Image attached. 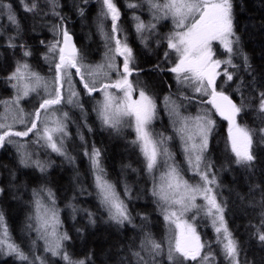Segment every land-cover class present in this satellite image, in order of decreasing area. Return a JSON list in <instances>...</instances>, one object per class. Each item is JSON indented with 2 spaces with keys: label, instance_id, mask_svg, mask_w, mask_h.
<instances>
[{
  "label": "trees",
  "instance_id": "16d2710c",
  "mask_svg": "<svg viewBox=\"0 0 264 264\" xmlns=\"http://www.w3.org/2000/svg\"><path fill=\"white\" fill-rule=\"evenodd\" d=\"M0 2L5 6L14 7L12 12L19 22V29H17L16 25L8 20V9L0 10V100H7L15 93L12 87L15 81L10 82L8 77L15 71L18 63L26 61L20 52V45L26 46L31 51V56L40 60V65L33 66L34 70L46 77L48 81L53 78L54 67L45 61V55L48 52L47 45L57 39V37L53 39L50 35V26L60 23V17L64 18L66 27L74 37L78 56H82L86 64L91 65V62L98 61L102 58V53L104 54L107 50L104 40L99 35L101 0H87V3L84 0H57L58 6L55 9L51 0H39V2L38 0H0ZM32 2L45 7L43 10H40V7L36 9H39L47 19L38 18L37 24L30 26L26 24L28 19H22L21 14L24 12L26 18V13H32L25 10V5H30ZM114 2L121 13L118 21L119 38L126 39L133 50L134 71L129 79L131 78V83L133 82L134 93L138 94L140 90H144L150 95L157 104L158 115L155 120L163 122L169 127L167 129L169 133L176 135L172 130L174 128L169 126L164 98L171 96L183 105L189 101L183 99L184 96L192 97L193 102L201 103V101L197 99L198 95H192L185 91L183 86L178 85L175 74L167 71L178 59L177 54L167 47L166 37L174 30L172 20L171 18L160 19L156 22L155 30L147 36L144 32V39H142L141 34L136 31L134 17L139 16L147 23L149 21L145 12L139 7H128L129 3H136L134 0H114ZM232 4L234 30L239 36L238 44L234 45L237 51L231 57L235 67L221 64V75L216 80V84L218 91H223L235 101L238 107L242 108L236 118L237 123L253 131L251 151L256 159L251 167L235 162L228 140V121L215 113L213 115L215 126L210 133L206 159L211 163L212 172L217 176L214 192L216 191L220 196L219 203L224 207L225 221L236 240L239 263L264 264V242L259 239V234L264 232V137L259 132V129L264 128V112H261L259 108L260 93L264 92V0H232ZM81 8L84 9V13L94 9V13L98 16L95 24L90 22V25L85 27L78 23ZM56 13H59V16ZM149 14L153 15L151 12ZM104 21L110 32L111 19L107 18ZM33 29L37 31V34L33 32L34 34L30 37ZM158 30L161 37L156 39ZM10 37H14L13 43L17 47L8 46ZM147 37L151 38L150 42H146ZM88 47L91 49L97 47V54L87 55ZM212 48L214 58L222 61L227 59L228 54L219 42H213ZM6 51H12V54L8 57L5 54ZM165 52L169 53L167 58H165ZM245 56L247 64L244 61ZM225 67L233 75L231 81L223 75ZM134 73L137 75H133ZM74 81L76 82V76ZM76 86L80 91L82 107L72 108L65 104L63 108L68 114H75L80 123H84L82 121L86 119L87 125L85 129L83 128L84 135L80 149L66 150L71 159L32 143L35 137L31 134L29 137H12V139L33 146L40 152L44 162L48 165L52 164L44 173L35 166L24 167L19 163L20 154L16 144L6 143L3 148H0V161L3 163L0 172L4 176L0 182V187L4 191L0 193V196L4 199L16 198L19 201L18 204L9 207V219H5L12 239L27 253V247L23 243L19 229L33 223V220L29 219L34 215L32 190L46 186L55 193L56 207L61 221L60 231L67 232L71 238L63 242L64 250L73 260H85L86 264H136V258L132 253L140 251V241L144 234L151 233L156 241L163 243L164 247V253L161 255L163 261L155 257V264H169L167 248L173 229L164 220L163 213L150 194L152 180L144 170L143 157L138 147L132 144L135 135L126 138V144H124L118 136V131L103 126L97 117L94 106L100 94L94 93V97L84 96L81 86L79 84ZM43 91L45 94L44 89ZM22 105L26 109L32 108V103L26 98L22 101ZM38 106L39 104L30 112ZM2 107L0 105V112ZM82 112H84L83 116ZM23 127L16 124L14 130H22ZM115 131H117L115 134H110ZM174 134L170 137L173 140L176 139L178 144L181 140ZM93 146L101 150L100 159L106 177L115 184L117 191L127 203L134 218L133 223L126 222L123 226L115 224L108 219L107 211L101 206L94 186L91 162L84 154L85 149L91 151ZM169 150L174 154L172 149ZM175 157L174 161L184 170L185 177L191 176L192 173L187 170L186 163L179 162L178 157L176 155ZM13 179L15 180L13 186L9 188L8 185ZM125 186L130 190L127 196L124 195ZM26 202L29 203L30 209L32 206L28 213H25ZM197 203L202 205L198 200ZM0 204H4L3 200H0ZM13 209H21V214L11 213ZM89 212L94 214L95 225L89 223ZM196 213L193 212L189 217H193ZM198 213L204 215L203 212ZM144 216L147 220L142 219ZM204 218L206 220L197 222V227L213 245L216 242V235L210 220L208 221L206 216ZM32 237L38 239L36 233H32ZM42 241L45 243L44 240ZM220 246L222 248L221 244ZM141 255L148 264H153V258H150L148 252L142 251ZM46 257L50 259V264H65L60 256H52L50 252H46ZM222 259L229 263L223 251ZM194 263L196 262H186V264ZM0 264H22V262L14 256L0 253Z\"/></svg>",
  "mask_w": 264,
  "mask_h": 264
},
{
  "label": "snow or ice",
  "instance_id": "6c2138e0",
  "mask_svg": "<svg viewBox=\"0 0 264 264\" xmlns=\"http://www.w3.org/2000/svg\"><path fill=\"white\" fill-rule=\"evenodd\" d=\"M87 3V0H84ZM53 9L57 7V0H51ZM153 14V20L171 18L174 30L167 37V47L173 50L178 59L174 65L167 69L175 74L178 85L191 88L201 96H207V104L211 105L221 117L228 121V140L235 162L239 165L251 167L256 159L251 149L253 144V131L237 123V116L242 108L223 91L217 90L216 80L221 75V64L235 67L232 63V54L237 51L234 45L238 44L239 36L234 30L232 0H145ZM99 14V31L104 36L106 53L104 62L90 66L78 56L77 49L72 43V36L65 25L64 18L53 26L62 39H54L47 45L46 61H51L54 67V76L51 81L41 77L31 70L28 63H18L8 80L15 81L12 87L16 90L14 96L7 100H0L3 111L0 112V148L5 144H16L20 154L19 163L24 167L35 166L41 173L47 171V162L33 159L32 152L27 150L26 143L14 141L12 137L25 138L30 134L35 137L32 143L46 150L50 149L58 155L68 156L64 138L67 136L68 113L62 111L65 104L81 106L76 85H82V91L89 96L102 93V100L97 101L95 111L100 123L110 129L119 131L124 127L132 128L135 139L132 144L137 146L143 157L144 170L151 177L152 187L150 194L164 215V220L175 224L176 232L168 240L167 260L169 264H186L194 261H210L211 254H202L206 245L201 241L196 226L185 219L187 213L196 209L203 212L211 219L212 226L217 234V243L222 245V251L229 264H239L238 248L224 218V207L217 201L212 185H216V176L212 172V165L207 161L205 152L208 148V136L215 121L210 110L205 109L195 116H187L181 112L182 102L164 98V104L172 121L174 131L182 142V149L188 165V171L199 181L192 183L185 178L184 170L179 168L174 161L173 154L167 144L172 139L163 133H154L151 129L153 121L157 118L156 101L144 90L138 93V99H133V85L129 80L134 68L132 67L134 55L126 39L121 40L118 21L120 10L114 0H101ZM140 3H129V8L141 7ZM38 5L33 2L25 5L26 11H34ZM8 9V20L19 24L11 5L0 2V10ZM59 16V13H56ZM84 15V9H80ZM111 19V31L106 32L103 20ZM136 31L144 39V32L154 31L156 24L145 23L139 16H135ZM14 37L9 38V47H17L13 43ZM216 41L223 46L228 54L227 59L214 58L212 43ZM114 42V43H113ZM44 43V41H41ZM23 56H31V51L26 46ZM165 58L169 53L165 52ZM122 57V64H117V59ZM247 64V57H244ZM75 70L73 72L72 70ZM113 74L116 78L113 79ZM223 75L228 81L233 79L228 68L223 69ZM74 76H79V81L74 82ZM43 87L47 93L41 98L39 106L30 113L25 114L21 102ZM65 89L66 94H65ZM112 89L123 93L122 97L113 94ZM183 99L191 102L192 97L184 96ZM259 108L264 112V92L260 93ZM59 113V115H57ZM11 119V123H9ZM16 124L23 125L22 130H14ZM264 137V128L259 129ZM83 140V137L81 136ZM94 176V186L101 206L107 211L108 219L117 225L123 226L126 222L133 223V216L125 200L117 191L115 184L107 179L101 163V150L92 147L91 151L85 149ZM4 190L0 188V193ZM125 186L124 195L129 194ZM34 215L29 217L35 225L29 224V229L37 233L38 239L45 241V251L52 256H60L65 264H86L85 260H73L64 250V241L71 239L67 232H61L59 210L56 207L55 193L51 188L42 186L32 190ZM205 203L197 204V198ZM89 223L95 225L94 214L89 212ZM142 219L147 220L144 216ZM195 220V216L191 217ZM79 231V230H78ZM260 241L264 242V232L259 234ZM35 244V241H33ZM142 251L148 252L153 258L164 253L162 242L156 241L151 233H145L140 241V251L133 252L136 264H148ZM0 253L14 256L22 264H45L42 257L34 256L30 260L29 253L17 244L11 237L5 223L4 213L0 211Z\"/></svg>",
  "mask_w": 264,
  "mask_h": 264
},
{
  "label": "rangeland",
  "instance_id": "374dc122",
  "mask_svg": "<svg viewBox=\"0 0 264 264\" xmlns=\"http://www.w3.org/2000/svg\"><path fill=\"white\" fill-rule=\"evenodd\" d=\"M136 3H140L142 6L141 7H139L140 9H142L144 12H145V14H146V17H147V19H148V21L149 22H153V23H155L156 24V22L157 21H159V20H153V15L151 16L149 13L151 12L150 10H149V8H148V5H147V3H145V0H134ZM38 2H39V0H38ZM33 3V2H32ZM38 7H40L39 9L40 10H43L45 7H43L42 6V4L40 5V6H38ZM13 8L14 7H11V11L13 10ZM39 9H35L34 11H32V13H26V18H25V15H24V12L21 14V18L22 19H28V21H27V25H30V26H33V24H37V19L39 18L40 20H43V19H47V17L45 16L44 17V15L41 13V11L39 10ZM38 10V11H37ZM147 10H148V12H147ZM78 11V10H77ZM52 13V11L50 12V14ZM149 14V15H148ZM151 14H152V12H151ZM47 15H48V13H47ZM148 15V16H147ZM98 16L96 15V13H94V9H92V10H90V11H87V12H85L84 13V15L83 16H81L80 15V18H79V21H78V23H80L81 25H85V27L87 26V25H90V22H92V23H94L95 24V20H96V18H97ZM109 19H110V17H109ZM39 22V21H38ZM53 22V21H52ZM149 22H147V23H149ZM19 23V22H18ZM54 23V22H53ZM59 24V23H58ZM93 24V25H94ZM103 24H104V28H105V31L106 32H109V29H108V27L107 26H105V21L103 20ZM54 25H57L56 23H54ZM54 25H52V26H50V29H49V31H50V35L53 37V39L54 38H56L57 37V39H62L56 32H54L53 31V26ZM157 30V29H156ZM123 31V30H122ZM35 34H37V31L35 30V29H33L32 30V32H31V34L29 35L30 37H31V35H33L34 33ZM70 33V32H69ZM150 32H147L146 31V36L149 34ZM99 35H100V38L101 39H103L104 40V43H105V39H104V36L101 34V32L99 33ZM124 36V35H123ZM159 37H161V33H160V31L158 30L157 31V35H156V39L157 38H159ZM54 41V40H53ZM151 41V38L150 37H147V41L146 42H150ZM214 42H216V41H214ZM213 44V43H212ZM104 45V44H103ZM97 50H98V48L97 47H95V49H91L90 47H88L87 49H86V54L87 55H89V56H95L96 54H97ZM23 51H24V49L23 48H21L20 49V52L22 53V57L26 60L25 62L26 63H28V65L30 66V68H31V70L32 71H34V72H36V73H38L37 72V70H34V68H33V66H37V65H40V60L39 59H37V58H33L32 56H28V57H24L23 56ZM106 51L107 50H105V52H104V54L102 53V58H100L98 61H94V63L93 62H91L90 64V66H95V65H97V64H100V63H103L104 62V58H105V53H106ZM6 56H8L9 57V55L10 54H12V51H6ZM78 54V53H77ZM46 61V60H45ZM46 62H48V63H50L51 64V61L49 60V61H46ZM117 64L118 65H121L122 64V57H119L118 59H117ZM89 64V63H88ZM42 65H44L43 63H42ZM73 72H75V70L73 69L72 70ZM218 71H220V69H218ZM133 75H137L136 73H134ZM41 77H43L44 79H46V80H48L46 77H44V76H42V75H40ZM130 77V76H129ZM219 77V76H218ZM218 77H217V79H218ZM48 78H51V77H48ZM112 78L113 79H115L116 78V75L115 74H113V76H112ZM130 80V82H131V78L129 79ZM51 81V80H50ZM76 81H79V76H76ZM138 81L141 83V79L138 77ZM75 82V81H74ZM133 83V82H132ZM80 86H81V88H82V85L81 84H79ZM5 89V88H4ZM14 89V88H13ZM43 87H41V88H38L37 89V91L36 92H32V93H30V95H29V97H27L26 99H28L31 103H32V108H30V109H26L23 105H22V102H21V106L23 107V109H24V112H25V114H27V113H30V111H32L33 110V108L35 107V106H37L40 102H41V98L42 97H44L45 96V94H47V93H45L44 94V91H43ZM76 89H77V91H79V89L77 88V86H76ZM185 91H188V92H190L192 95H198L197 96V99L199 100V101H201V103H199L198 101L197 102H193V101H191V102H189V101H187L184 105H183V107L181 108V112L184 114V115H187V116H195V115H197L198 113H200V112H202L203 110H205V109H208V110H210L211 111V113H212V119H213V115H214V113L215 114H218V113H216L215 112V109L214 108H212V106L211 105H209V104H207L206 103V101H207V99H208V97L207 96H201L200 94H198V93H195L191 88H188V87H184L183 88ZM15 90V89H14ZM115 90V91H114ZM112 89V90H110V91H112L113 92V94H115L118 98L119 97H122L123 96V93L122 92H120L119 90H116V89ZM66 89H65V94H66ZM15 93H16V90H15ZM15 93L13 94V96L15 95ZM100 94V97L99 98H97V101L98 100H102V98H103V94L102 93H99ZM84 96H89V95H87L86 93H85V95ZM90 97H94L93 95L92 96H90ZM200 98H202V99H200ZM133 99H138V94L137 93H134V90H133ZM196 99V100H197ZM86 101H87V97H86V99H85ZM79 101L81 102V100H80V97H79ZM164 102V101H163ZM91 103H92V101H91ZM72 108H76V106H73V105H70ZM96 106H97V102H96V104H95V106H94V108H96ZM164 107H165V104H164ZM3 108V107H2ZM165 109H166V107H165ZM2 111H3V109H2ZM62 111H65V112H67L64 108H62ZM166 111H167V109H166ZM68 113V112H67ZM82 114V116L84 115V112H82L81 113ZM57 115H59V113H57ZM167 116H168V119H169V126L170 127H172L173 128V124H172V121H171V119H170V117H169V115H168V111H167ZM81 119H83V117H81ZM9 123H11L12 121H11V119H9V121H8ZM82 122H84V123H80L79 122V120H78V117L75 115V114H72V115H70V114H68V120L66 121V123H67V136L64 138V145H65V148H66V150H70V149H72L73 151H77L78 149H80V147H81V145H82V139H81V136L83 137V135H84V132H83V128L85 129V125H87L86 124V119L84 120V121H82ZM151 128H152V131L154 132V133H163L165 136H167V135H169V136H173V134L170 132L169 133V130H167L169 127L168 126H166V125H164V123L163 122H159V121H154L153 123H152V125H151ZM172 130H174V129H172ZM117 131H115V132H113V133H110V134H115ZM211 133V132H210ZM210 133H209V136H208V146H209V140H210ZM107 135H109V133L107 134ZM131 135H135V132L133 131V129L132 128H129V127H124V128H122V129H120L119 131H118V136H119V138L122 140V142L124 143V144H126V138H128V137H130ZM175 135V134H174ZM176 136V135H175ZM176 140V139H175ZM175 140H173V139H171L170 141H168V144H167V146H168V148L169 149H172V151H173V157H174V159L176 158L175 157V155L178 157V160H179V162L181 161L183 164H185L186 163V160H185V154H184V152H183V149H182V142H179L178 144H177V141H175ZM175 142H176V144H175ZM180 144H181V149H180ZM27 150L28 151H30V152H32V154H33V159H39V160H41V161H43V157H42V155L40 154V152L39 151H36L35 149H34V147L33 146H30V145H28V147H27ZM132 151V150H131ZM133 152V151H132ZM205 157H206V152H205ZM44 162V161H43ZM185 162V163H184ZM3 165V163L0 161V167ZM51 163L49 164V167H51ZM186 166H187V168H188V165H187V163H186ZM48 167V168H49ZM47 168V169H48ZM192 173V172H191ZM190 173V174H191ZM215 174V173H214ZM215 176H216V174H215ZM3 175L1 174V172H0V182H1V180L3 179ZM13 178H14V176H13ZM186 179H189V181L190 182H192V183H196V182H198L199 181V177H194L193 176V174H191V176H187V177H185ZM13 181H15L14 179L9 183V185H8V187L9 188H11L12 186H13ZM216 181H217V176H216ZM212 187L213 188H215V185H212ZM1 188V187H0ZM215 193H216V197H217V201L219 202L220 200H219V195L217 194V192L215 191ZM0 200H3V202H4V204H0V209H3L2 211H4V217H5V219H9L8 218V215L10 214V212H9V207L10 206H14L16 203L18 204L19 203V201H18V199H16V198H2V196H0ZM197 200L198 201H200L201 202V204L203 205L205 202L201 199V198H197ZM197 202V201H196ZM198 204V203H197ZM26 206L27 207H25V210H26V212L25 213H28L31 209H32V206H31V209H30V207H29V203L28 202H26ZM12 212H18L19 214H21V209H18V210H15V209H13L12 211H11V213ZM193 212H197V210H195V209H193L191 212H189V213H187L186 214V216H185V219H188V221H189V223H193L195 226H196V229H197V233L200 235V237H201V241L203 242V243H205V245H206V247H205V249L203 250V252H202V254H211V260L210 261H202V262H200V264H229V263H227L226 262V260H223L222 259V248H221V246H220V244H218L217 243V234L215 233V231H214V228H212V230H213V232L215 233V235H216V237H215V243L213 244V245H211L210 244V242H209V240L206 238V236H204V233L202 232V231H200V230H198V223L197 222H202V221H204V220H206L204 217V215L203 214H201V213H196L194 216H195V220H192L191 219V217H189V216H191V214L193 213ZM207 217V216H206ZM60 218V217H59ZM208 218V221L210 220V224L212 225V223H211V219L209 218V217H207ZM33 225H35V221L33 220V223H32ZM171 225V228L173 229V234L176 232V228H175V224H170ZM29 225H27V227H25V226H22L20 229H19V232L21 233V235H22V237H23V243L26 245V250H27V253H29V255H30V260L31 259H33L34 258V256H39V257H42L44 260H45V264H50V259L49 258H47L46 257V251H45V243L42 241V240H39V239H35L34 237H32V233H36L35 231H33V230H31V229H29V227H28ZM213 227V226H212ZM9 231V230H8ZM9 233H10V231H9ZM37 234V233H36ZM33 241H35V244H33ZM212 248V250H209V249H211ZM41 251V252H40ZM150 258H152L151 256H150ZM157 258H159V259H161L162 260V256H158ZM160 260V261H161ZM228 260V259H227ZM149 261H151V260H149ZM163 261V260H162ZM35 264H40V262L39 261H36L35 262ZM194 264H197V262L196 263H194ZM240 264V263H239Z\"/></svg>",
  "mask_w": 264,
  "mask_h": 264
},
{
  "label": "water",
  "instance_id": "95a60500",
  "mask_svg": "<svg viewBox=\"0 0 264 264\" xmlns=\"http://www.w3.org/2000/svg\"><path fill=\"white\" fill-rule=\"evenodd\" d=\"M70 34V33H69ZM71 36H72V43H74L75 44V41H74V37H73V35L72 34H70ZM75 46H76V44H75ZM77 49V48H76ZM231 98V97H230ZM232 99V98H231ZM233 100V99H232ZM233 102L235 103V101L233 100ZM223 118V117H222Z\"/></svg>",
  "mask_w": 264,
  "mask_h": 264
}]
</instances>
